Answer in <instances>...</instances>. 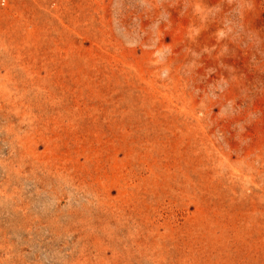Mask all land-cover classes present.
Returning a JSON list of instances; mask_svg holds the SVG:
<instances>
[{"label": "rangeland", "instance_id": "rangeland-1", "mask_svg": "<svg viewBox=\"0 0 264 264\" xmlns=\"http://www.w3.org/2000/svg\"><path fill=\"white\" fill-rule=\"evenodd\" d=\"M0 264H264V0H0Z\"/></svg>", "mask_w": 264, "mask_h": 264}]
</instances>
